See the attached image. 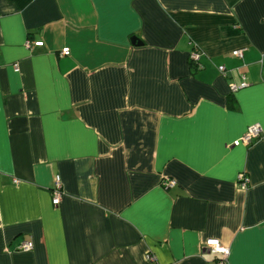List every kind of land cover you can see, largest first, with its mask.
I'll return each mask as SVG.
<instances>
[{"label": "crops", "instance_id": "crops-1", "mask_svg": "<svg viewBox=\"0 0 264 264\" xmlns=\"http://www.w3.org/2000/svg\"><path fill=\"white\" fill-rule=\"evenodd\" d=\"M209 239L264 264V0H0V264H217Z\"/></svg>", "mask_w": 264, "mask_h": 264}, {"label": "built area", "instance_id": "built-area-1", "mask_svg": "<svg viewBox=\"0 0 264 264\" xmlns=\"http://www.w3.org/2000/svg\"><path fill=\"white\" fill-rule=\"evenodd\" d=\"M31 46H32V42L27 40L26 43H25V47L27 49H29ZM232 56H234L236 58H242L243 50L240 49V50L233 51L232 52ZM188 59H189L190 64H193L197 69L201 68L200 53L198 52L197 49H193L189 53ZM13 69H14L15 72H18L17 65H14ZM217 70L222 75L226 74V69L223 66H219L217 68ZM247 86H248V81H247L246 76L244 74H240L237 81H232L229 84V86H228L229 94L232 95V94L236 93L239 90L245 89ZM259 136H260V128H259V126L258 125L250 126L246 130L244 136L241 138V141H242L243 144L249 145V144H251V142L254 139H257ZM13 183L17 184L18 181L17 180H13ZM239 183H240V186H242L244 188L247 186L246 185V181L243 178H241V182H239ZM161 185L163 187H166V188H171V187H174L176 185V183H175L174 180H171L169 178H163L161 180ZM53 189L54 190H53L52 204L54 206H57L59 204V202H60V197H61L59 178L58 177L55 178V186H54ZM209 240H206L205 243H204L205 250H207L211 254L220 256L219 259H217V264H227V258L229 256L228 248L223 247L220 244V242L218 240H216V239H211V240H216V241H218V243L216 245H210L208 243ZM32 248H33L32 242H24L18 247V250L23 251V252H28V251L32 250ZM219 248H223V249H225V251L224 252H220V251H218ZM147 260L152 261L153 259H152V257L147 256Z\"/></svg>", "mask_w": 264, "mask_h": 264}, {"label": "clouds", "instance_id": "clouds-1", "mask_svg": "<svg viewBox=\"0 0 264 264\" xmlns=\"http://www.w3.org/2000/svg\"><path fill=\"white\" fill-rule=\"evenodd\" d=\"M208 243H209L210 245H216V244L218 243V241H216V240H211V239H210V240L208 241ZM218 251H220V252H224L225 249H223V248H219Z\"/></svg>", "mask_w": 264, "mask_h": 264}, {"label": "water", "instance_id": "water-1", "mask_svg": "<svg viewBox=\"0 0 264 264\" xmlns=\"http://www.w3.org/2000/svg\"><path fill=\"white\" fill-rule=\"evenodd\" d=\"M131 43L133 45H141V42L136 37L131 38Z\"/></svg>", "mask_w": 264, "mask_h": 264}, {"label": "trees", "instance_id": "trees-1", "mask_svg": "<svg viewBox=\"0 0 264 264\" xmlns=\"http://www.w3.org/2000/svg\"><path fill=\"white\" fill-rule=\"evenodd\" d=\"M195 69L197 70V68L195 67Z\"/></svg>", "mask_w": 264, "mask_h": 264}]
</instances>
